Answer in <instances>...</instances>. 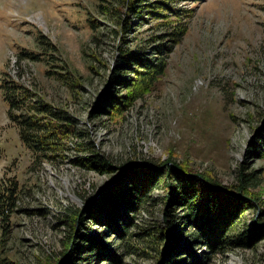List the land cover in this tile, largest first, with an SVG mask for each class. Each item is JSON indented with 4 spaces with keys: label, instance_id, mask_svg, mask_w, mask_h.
Returning <instances> with one entry per match:
<instances>
[{
    "label": "rangeland",
    "instance_id": "374dc122",
    "mask_svg": "<svg viewBox=\"0 0 264 264\" xmlns=\"http://www.w3.org/2000/svg\"><path fill=\"white\" fill-rule=\"evenodd\" d=\"M109 1L114 2L0 0V79L9 71L25 83L32 82L33 89L65 109L80 130V135L64 138L69 147L56 162H34L9 122L0 91V198L4 203L0 205V254L13 264H50L62 256L71 232L67 215L74 212L83 219L73 227L78 243L72 254L79 264H97L88 255L91 251L83 236L77 234L101 232L105 244L114 238L105 223L91 221L88 205L116 183L122 165L128 168L144 159L156 165L180 162L190 175L228 185L237 183L240 171L253 173L259 182L251 191L264 200V157L257 152L264 129V0L174 2L191 10V16L181 20L186 31L172 44L164 72L119 116L98 114L96 108H104L115 90L114 74L129 71L119 58L120 47L144 45L158 28L175 23L160 26L144 12L143 20L134 18L125 43L111 31L114 23L98 10L100 3ZM88 19L97 20L95 29ZM39 35L55 46L50 50L56 66L44 61L18 64L21 50L39 52ZM48 69L64 76L54 72L49 77L44 73ZM79 143L86 150H80ZM95 153L118 169L101 172L78 163ZM165 193L162 186L150 192L147 203L135 212L136 231L153 228L164 219ZM182 209L169 211L180 224ZM258 219L264 220V209L248 208L234 229L252 226ZM138 236L134 235V242ZM263 238L249 246L208 252L204 264H264ZM137 248L124 254L123 264L181 260V254L162 252L159 259L156 249Z\"/></svg>",
    "mask_w": 264,
    "mask_h": 264
},
{
    "label": "trees",
    "instance_id": "16d2710c",
    "mask_svg": "<svg viewBox=\"0 0 264 264\" xmlns=\"http://www.w3.org/2000/svg\"><path fill=\"white\" fill-rule=\"evenodd\" d=\"M176 1L178 0H114L107 2L109 6L103 5V2L98 5L100 14L114 23L111 31L117 37L120 34L119 38L123 42L131 24L135 22L134 18L143 20L144 12L154 17L160 26L175 23L172 27L158 28L155 35L144 41V45L139 43L133 47H120L119 58L124 66L129 67V71L114 74L112 81L115 90L108 101L105 100L104 108H96L98 114L122 115L140 95L141 90L151 86L164 72L172 44H177L186 31V25L181 20L191 16L188 13L191 10L177 6L174 4ZM129 14L132 15L131 18ZM95 21L97 20L88 19L94 29L97 26ZM159 31L161 32L158 33ZM37 42L39 52L21 50L17 54L18 64L25 61H44L48 66L55 64L52 59L56 57L50 50L55 47L52 42L43 35L38 36ZM17 67L19 75H23V67ZM54 72L48 69L44 73L52 77ZM55 73L59 77L64 76L57 71ZM0 91L7 105L9 122L16 127L19 139L31 152L33 161L47 159L56 162L60 159L62 150L69 147L67 142H63L64 138L80 132L69 113L43 98L33 89L32 82L25 83L9 71L1 76ZM258 139L257 143L261 148L257 152L264 157V129L259 133ZM78 145L80 150H86L84 144ZM79 159V164L101 172L118 169L100 153ZM124 166L119 168L120 172L114 178L116 183L106 187L87 208L92 222L107 225L114 242L105 244L106 238L101 232L92 234L85 231L84 235L77 234L79 237L83 236L84 245L91 251L88 255H92V260L97 261V264H123L124 254L137 251L138 245L141 249L145 246L156 249L159 259L162 252L169 256L181 254L180 261L173 257L165 264H204L210 256L208 252H223L235 245L249 246L264 237V220L258 219L252 226L244 225L243 229H234L244 210L255 206L264 209V204L260 205L264 200L251 191L259 182L252 177L253 173L240 171L237 183L228 185L209 177L190 175L187 166L180 162L156 165L153 161L144 159L128 168ZM159 186L166 191L164 219L158 221L153 228L138 227L139 231H136L135 212L147 203L150 192ZM2 201L1 197L0 205H4ZM101 207L105 209L102 210ZM182 208H185V212H181L179 216L184 219L180 224L175 219V213L171 215L169 211L177 212ZM122 209L126 211L122 212ZM0 212H3L1 208ZM166 215L170 218L167 219ZM67 217L71 226V232L65 241L68 250L62 256H56L50 264H79L72 254L78 243L73 227L83 217L78 212ZM170 231H175V234L170 236ZM134 235H139L135 239L137 244L134 242ZM179 236L183 237L182 241L178 239ZM202 247L204 249L200 252L195 251ZM0 264L13 263L0 254Z\"/></svg>",
    "mask_w": 264,
    "mask_h": 264
}]
</instances>
